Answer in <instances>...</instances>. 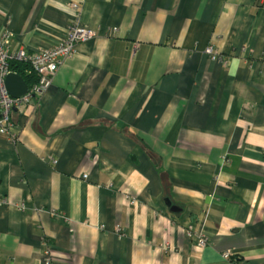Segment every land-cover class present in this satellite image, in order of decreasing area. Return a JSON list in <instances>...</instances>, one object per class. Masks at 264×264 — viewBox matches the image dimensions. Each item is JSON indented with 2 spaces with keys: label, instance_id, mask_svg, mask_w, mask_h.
<instances>
[{
  "label": "crops",
  "instance_id": "1",
  "mask_svg": "<svg viewBox=\"0 0 264 264\" xmlns=\"http://www.w3.org/2000/svg\"><path fill=\"white\" fill-rule=\"evenodd\" d=\"M76 24L0 139V264H264V0H0L12 52Z\"/></svg>",
  "mask_w": 264,
  "mask_h": 264
},
{
  "label": "built area",
  "instance_id": "2",
  "mask_svg": "<svg viewBox=\"0 0 264 264\" xmlns=\"http://www.w3.org/2000/svg\"><path fill=\"white\" fill-rule=\"evenodd\" d=\"M93 36V30L76 24L68 29L66 38L57 48H45L33 52H27L20 48L12 52L11 33L9 31L0 33V139L15 140L14 128L16 126L11 118L13 109L28 103L33 96L45 92L53 76L57 73L62 60L74 54L77 43L90 40ZM205 53L214 61L220 59L212 45L205 49ZM14 61L29 64L31 71L36 75V81L28 84L27 92L18 97L10 94L6 84L7 76L13 72L11 64ZM196 244L202 247L205 245V240L196 239ZM229 254V252L224 253V257H229ZM45 255L47 262L53 264L54 251L47 248Z\"/></svg>",
  "mask_w": 264,
  "mask_h": 264
},
{
  "label": "water",
  "instance_id": "3",
  "mask_svg": "<svg viewBox=\"0 0 264 264\" xmlns=\"http://www.w3.org/2000/svg\"><path fill=\"white\" fill-rule=\"evenodd\" d=\"M6 84L10 94L14 97L25 94L28 90V84L24 78L14 72H11L6 78ZM171 211L175 212V208H171Z\"/></svg>",
  "mask_w": 264,
  "mask_h": 264
},
{
  "label": "trees",
  "instance_id": "4",
  "mask_svg": "<svg viewBox=\"0 0 264 264\" xmlns=\"http://www.w3.org/2000/svg\"><path fill=\"white\" fill-rule=\"evenodd\" d=\"M11 68H13L16 72H18L24 80L27 82V84H30L32 82L36 81V75L33 71H31L29 64L25 62H12Z\"/></svg>",
  "mask_w": 264,
  "mask_h": 264
},
{
  "label": "bare ground",
  "instance_id": "5",
  "mask_svg": "<svg viewBox=\"0 0 264 264\" xmlns=\"http://www.w3.org/2000/svg\"><path fill=\"white\" fill-rule=\"evenodd\" d=\"M195 238V237H194ZM202 238L200 235H197L196 239ZM203 239V238H202Z\"/></svg>",
  "mask_w": 264,
  "mask_h": 264
},
{
  "label": "rangeland",
  "instance_id": "6",
  "mask_svg": "<svg viewBox=\"0 0 264 264\" xmlns=\"http://www.w3.org/2000/svg\"><path fill=\"white\" fill-rule=\"evenodd\" d=\"M217 51V50H216Z\"/></svg>",
  "mask_w": 264,
  "mask_h": 264
}]
</instances>
